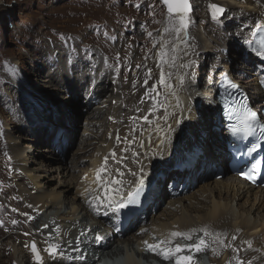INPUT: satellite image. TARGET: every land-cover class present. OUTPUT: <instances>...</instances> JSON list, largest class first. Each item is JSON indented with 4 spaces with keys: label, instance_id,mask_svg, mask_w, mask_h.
I'll return each instance as SVG.
<instances>
[{
    "label": "bare ground",
    "instance_id": "1",
    "mask_svg": "<svg viewBox=\"0 0 264 264\" xmlns=\"http://www.w3.org/2000/svg\"><path fill=\"white\" fill-rule=\"evenodd\" d=\"M203 1L207 2L208 0H200V9L204 7ZM209 1L215 4H224L228 10L229 15L227 17L229 19H225L222 24H219V28H216L212 26L213 23L211 25L212 19L208 10H201L199 13L192 12L193 19L201 18V27L198 26L197 29H194L193 23L189 29L190 44L194 52L199 55L184 57L180 62L191 59L195 60L198 66L187 70L189 73H195L194 79L190 83H186L184 88H177L180 101L185 108V120L191 118L192 109L195 108L200 116L186 126L176 125L174 119H170L169 123L173 124L175 131L171 134L164 148L160 150V154L153 155V152L157 151L158 137L153 133L152 144L149 145L147 142L148 132L145 131L141 134L139 131V127L149 128L154 127V125L148 126L143 121H137L134 125L129 120V117L140 116L135 111L137 107L142 109L140 113L143 115L152 106V102L145 99L144 103H140L145 92L140 94L137 88H128L126 94L122 87L133 86L131 81L133 78L128 77V79L130 78L128 81L127 79L124 80V73H119L117 76L112 69L104 67L105 63L101 62L102 65H100L98 58L96 59L97 56L94 57L96 59L94 68L98 67L99 72L94 75L93 79L90 76V81H80L81 83L77 82L76 76L73 79L68 75L69 73L59 71L64 65L65 57L62 58V55L57 56L53 62L47 64L45 70L47 75L41 76V82L36 84L40 88L39 91H31L29 89L31 87H28L30 95L23 96L25 104L28 102V105L34 110L36 103L45 105V102L49 100L46 95H41L42 92L47 93L51 90L55 92L67 88L70 97H68V101H63V98L60 100L63 101V105L78 107V110L80 107L86 108H84L85 111H81L85 117L82 122L83 130L81 131L79 145L77 144L78 150L75 155L73 154L74 156L72 155L73 157L68 165L58 163L53 167H49L53 164L52 159L58 156L57 148H63L64 145L62 143L57 144V140L48 143V140L44 139L45 133L40 131V127L42 128L45 125L43 123L44 118H40L39 122L35 124L36 126L29 130L30 137H26L34 145L33 150H37L36 157L33 155V150L27 149V144L15 141L16 137L25 138L24 136H12L14 132L20 130V128L24 129V127L17 128L14 124L11 128L9 126L6 128V130L10 128L11 132H6V135H4L7 138L6 148L0 147V153L5 154L0 156V175L4 174L7 177L6 170H10L19 178L14 181V186L9 185L8 187L10 191L8 201L19 205L24 213L36 214L33 220L28 221V225H38L39 227L44 224L49 225L48 228L42 229L38 234L46 236L49 230H53L56 225H59L61 236L56 237L57 239L53 236V239L49 241L51 243L72 241L74 247L76 237L81 231L89 228L94 231L89 232L88 237L94 235L95 232H99L104 236L105 239L99 244L90 242L88 237H81L82 248L88 254L86 261L81 262L82 264H94L97 257L100 256L113 257L121 254H123L126 264H136L140 257L145 260L155 258L163 264H169L170 261H164L153 252L146 250L144 241L155 244L159 239L169 238L170 233L173 231L186 232L192 228L205 226L212 232L226 233V238L229 241L231 236L236 234L238 238L232 242L234 246L246 249L247 245H242L241 242L250 241L252 248H259L260 252L253 250L241 251L240 258L245 261L252 260L254 264H264V258H261L264 255V191L246 188L243 186L242 181L231 173L225 177L222 176L221 179L214 175L212 171L213 164L224 167L223 172L226 170L223 146L225 135L223 129H220L219 116L218 114L215 115L217 112L216 104L213 103L215 99H209V95L213 94L212 91L215 89L216 82L221 79L220 74L222 72H227L232 81L248 94H251V98L254 95L258 100L264 99V93L257 87V81L264 76V72L260 71L261 68H264V61H261L255 54H250L243 46L244 38L251 31L250 28H243V25L248 24L249 21L254 22L257 18L264 19V3H258L257 0ZM227 27H231V30ZM230 31L234 33L233 37L229 33ZM237 33L240 35L237 36ZM228 44L231 45V48L227 51L225 46ZM129 52L130 47L127 45V41L124 43V40H121L120 49L117 52L114 51V55L116 56V53H119L120 63H123L124 61L127 62ZM209 52H213L215 56L206 61L205 55ZM242 57L243 61L240 65L234 63ZM153 58L154 61L150 62V68L151 65H155L154 73H152L154 77L151 78L152 82H149L148 87L159 79L155 53ZM78 64H81V62ZM111 65L114 64L111 63ZM207 65L209 69H207ZM205 69L208 70L204 82L205 86L200 88L199 80ZM165 70H168L167 65ZM172 71L173 73L179 71L180 74L184 72L183 69H172ZM89 73L90 71H87V74ZM134 74L136 77L141 76L144 78V69L139 71L138 75L137 72ZM210 75L212 77L211 81L209 80ZM114 79L115 83H113ZM125 81L128 83H124ZM172 83L177 84L175 76H173ZM55 86L59 89H52ZM108 86H110L108 94H111L107 97ZM79 87L80 91L77 92ZM158 90L163 91L159 86ZM65 92L67 94V91ZM78 94L81 95L84 101L83 106H79L78 103H71L74 98L80 97ZM180 94L183 96H180ZM204 94H206V98ZM126 98L130 99L131 103ZM171 104H175V98H171ZM256 106L261 107L262 103L258 102ZM169 111H173V108H170ZM128 112L133 113L128 115ZM175 112L178 117L180 110L175 109ZM157 114L162 116L163 111L161 110ZM109 117H114V120L109 119ZM204 117H206V123L208 122L206 126L200 122ZM121 120L123 122H120ZM29 121L30 119L27 122ZM58 125L59 127H57L63 131L61 135L63 140H68V143L72 142L71 137L74 132L65 129L62 124ZM134 126L137 127V131L130 134V129ZM216 129H220L219 132ZM117 130H119V135L122 138L128 136L131 139L135 135L138 139H144V149H140L138 145H133V148L137 151L143 153L149 152V148L152 149L148 154V158H144L146 172H148L145 188L147 195L142 206L136 211H130L126 215L118 212L116 214L109 213L108 216H105L103 215L104 209L101 207V214L97 215L86 203V199L94 194L103 198V192L93 181L95 180L96 170L100 168L104 156L108 155L110 150L115 149L118 157L121 155L120 149L125 145L123 143L116 145ZM110 133L111 138L109 137ZM43 143H46L44 148L37 149L38 145L40 146ZM90 150L91 153L87 157L81 155V153L85 154ZM131 153L132 149H129L127 153H123L128 157L124 164L127 165V168L135 171L137 165ZM8 156L11 157V160H8ZM85 160L90 161V166L84 169L83 175L76 177L73 172ZM107 166L113 170V175H116L114 169L118 165L111 158ZM180 166L184 168L177 170V167ZM120 167L125 171V179L134 180L123 165H120ZM50 172L56 173V177ZM15 175H12V177ZM101 175L103 177L106 174L102 173ZM51 178H58L53 187L48 185ZM186 178H188V181L185 185L188 184L189 187H185L177 195H172L171 192L178 190L179 184ZM195 181L203 183L200 184L197 190H192L191 184ZM74 187L75 196H69L70 190ZM86 188L90 191L82 196L81 193H84ZM91 189H96V192L93 193ZM28 205H32V207L29 208ZM157 209H162L158 216L156 215L158 214ZM5 213L8 216L15 217V213L10 208H6ZM147 217H151L149 225L145 224ZM42 218L43 222L41 224L40 219ZM18 221L20 222L19 219ZM133 228H136V231H133ZM141 229L147 231L141 232ZM236 229H240L239 233H236ZM126 233L128 235H125ZM54 234L56 233L54 232ZM196 238L193 237L192 243H195ZM6 240H9L10 245H7L5 241L6 244L0 242V255L2 256L0 264L8 262L10 264H13V262L15 264H32V256L28 253L29 249L24 247V244H29L31 240L37 242L38 248L45 257L46 264H49L47 254L42 251L46 247L45 240H47V237L39 240L29 235L23 239L18 234L15 235L13 231L7 235ZM177 244L183 245L185 243L179 242ZM109 245H112V247L107 249ZM9 247H11V251L7 253ZM187 253L185 252L186 255ZM218 253V255H214L210 250L207 251V254L205 253L209 264H226L233 257L231 248H218ZM69 254L75 255L73 253ZM196 261L199 264L203 263L200 255L196 256ZM63 264H73V262L65 260ZM233 264H235V261H233Z\"/></svg>",
    "mask_w": 264,
    "mask_h": 264
},
{
    "label": "rangeland",
    "instance_id": "2",
    "mask_svg": "<svg viewBox=\"0 0 264 264\" xmlns=\"http://www.w3.org/2000/svg\"><path fill=\"white\" fill-rule=\"evenodd\" d=\"M151 2L152 0H131V3H128L127 0H0V147L6 148L7 138L4 135H6V132H11L10 128L14 124H16L17 128L24 127V129L20 128V130L14 132L12 136H24L25 138L16 137L15 141H17V143L27 144V149H30V151H32L34 149V145L30 140H27L26 137H30L29 130L33 126H36L35 124L39 122L40 118H44L45 120L42 121L43 123H45V125L41 123L43 127H40V131L45 133L44 139L48 140V143H53L55 142V140H57V144L62 143V145H64L63 148H57V158H60V160H58L57 158H53V164H51V166L49 167H53L58 163H64V165H68L70 163L72 157L78 150L79 139L81 136V131L83 130L82 122L85 117V115H83L81 111H85L86 108L84 107V109L83 107H80L82 109L79 108L78 110V107L75 108L74 106L63 105V101H68V97H70V92L67 88L66 90H63L56 88L55 86V88L52 87V89H59V92H54L52 90L47 93L42 92L41 95H46V98L49 100L45 102V105L36 103V107L34 108V110H32V108L28 105V102L25 104L23 96L30 95V90L39 91L38 89L40 88H38L36 84H39L41 82V76H44L46 72L45 70L47 69V64L53 62L54 58H56L57 56H61L62 53L64 54L62 55V58L65 57V61L63 63V67L61 68V70H59L60 72L69 73L68 75L73 79L76 76L78 83H81L80 81H90V76L93 79L94 75L99 72L98 67L89 70L84 69L83 72H77L75 69L69 70L66 67L67 63H69V53L70 47L72 45H74L75 47V53L71 55L72 61L76 60L77 58L85 60L87 54L89 53L87 50L91 49V51H98H95L94 57L98 55L97 57H99V59L97 60H99L100 65H102L101 62L105 63V58L107 59V64L111 65V63H113L114 65H116L117 62L115 59L116 56L114 55V51L117 52L120 49L121 40H124V43L127 41V45L130 47V52L128 53L129 57L127 58V62H121L124 67L120 69L119 73H124V80L125 76H127V81L130 79H128V77L133 78V80H131L132 83L134 80L137 81L135 88L139 90L140 94H143V92H145L146 90V88L142 86L143 84H141L143 83L144 78H142L141 76L136 77L134 73L137 72L138 75L139 71H142L143 69L145 73L147 71V68H150V62L154 61L153 57L156 49H153L152 42L147 37L146 31H151L155 35L157 30L162 29L166 13L163 6L159 5V0H155V3L158 7L155 15V20L159 21V23H154L153 17L147 15V12L149 11L148 4ZM136 3H141L142 5L139 10L132 6ZM208 3H210L209 0L207 2L203 1L204 7L203 9H200V0H192L194 8L193 11L199 13L201 12V10H208ZM218 5L225 7L224 4ZM228 15L229 13L227 12L226 16ZM200 19L201 18L199 17L193 19L194 29H197L198 26L201 27ZM221 19L222 22L225 21L224 18ZM129 21H131L132 23L129 26H125L128 25ZM96 24H99L101 26L106 25L107 31L113 36H116L117 39L114 42L105 43L106 40L103 32H101L98 36L94 31L89 30L90 25ZM206 25L209 26V24ZM211 25L213 27L219 28V24L214 21L211 22ZM227 28L231 30V27ZM60 33H63L65 36L70 35L72 37H76L77 39L75 41L69 42V45L66 46L59 38L58 34ZM229 33L233 37L234 33L232 31H230ZM230 46L231 45L228 44L227 46H225V49L228 51L231 48ZM146 51L148 52L147 60L144 59ZM214 56L215 54L213 52H209L205 55V59L206 61H209V58H212ZM242 59L243 57L236 60L234 63L240 65L243 61ZM6 61L18 66V75L12 76L9 72L6 71V68L4 67ZM138 63L142 65L146 64L147 68L142 67L141 69H136V64ZM36 64L39 66H37ZM86 64L90 65L91 61L88 60ZM43 66L45 67V70ZM129 66L131 67V71H128ZM104 67H107L106 64L104 65ZM151 69L153 71L152 73H154V64L151 65ZM207 69H209L208 65ZM87 71H90V73L87 74ZM112 71L114 74H116L114 69H112ZM207 72L208 70L205 69L202 77L199 80L200 88H204L203 86H205L204 82L206 80ZM152 73L151 76L154 77ZM127 81H125L124 83H128ZM149 82H152L151 79L149 80ZM28 87H31L29 88L30 90H28ZM122 88L126 92L128 88H133V86H123ZM109 90L110 86H108L107 94ZM65 91H67V94H65ZM79 91L80 87L77 92ZM110 94L111 93H109L107 97ZM78 95L80 97L74 98L71 103H78L79 106H83L84 101L82 100L81 95ZM204 95L206 98V94ZM209 98L210 100L212 99L211 96ZM61 99L63 101H60ZM128 102L131 103L130 99H128ZM7 111H9L10 115ZM132 113L133 112H128V115ZM13 115L15 116V118L18 115L21 116L20 125L18 122L19 118L14 120ZM138 115H142V113H138ZM199 116L200 114L196 111V108L194 110L192 109L191 118H189L188 120L184 119L180 125H189L195 118L198 119ZM28 119H30L29 122H27ZM205 120L206 117H204L200 121L204 124V126L208 124V122L206 123ZM120 122H123V120H121ZM58 124H62V126H65V129L74 132L71 137L72 142L68 143V140H63V137L61 136L63 131L58 128ZM8 126L10 128L6 130ZM103 130H105V128H103ZM45 145L46 143H43L40 146L38 145L37 149L40 150L44 148ZM90 153L91 150L86 152L85 154L81 153V155L87 157ZM0 154V156L5 155L3 153ZM33 155L36 157L37 150H33ZM89 166L90 161L85 160L79 165V167H77V169L73 173L76 175V177H79L80 175H83L84 169ZM6 172L7 177H5L4 174H2L3 176L0 175V182H2L3 184H0V188L3 189L4 193V186H6V200L8 208L11 209V207L16 206L21 209L19 205L13 204L8 201V196L10 194L8 187L9 185L14 186V181L18 180L19 178H17L14 173H11L10 170H6ZM50 173L56 177V173ZM12 175L15 176L12 177ZM226 175L228 174H225L224 177ZM14 177H16V179H14ZM57 180L58 178H51V180L48 181L49 187H53L56 184ZM197 182L198 181H196L195 184L191 187L192 190H197L200 187V184L203 183ZM167 184L169 185V183ZM167 184H165V186H167ZM69 196H75V187L70 190ZM1 197L3 200H5V195L2 194ZM21 210H18L17 212L19 214H21V212L24 213V210ZM161 210L162 209H157V216L160 214L159 212ZM30 215L34 218L36 217L35 213H32ZM15 217L20 220L19 226L24 229V231L20 229L17 230L19 234L23 235V233L28 231V226H32V230H30L31 233H39L36 231V229H39L42 225L40 227L38 225L34 226L32 224L26 226L22 223L21 217L16 216V214ZM42 222L43 218L40 219L41 224ZM150 222L151 217H147L145 224L149 225ZM24 223H27L26 216H24ZM133 231H136V228H133ZM49 232H53L52 235L54 234L53 230H49ZM7 235H9V232L0 230V242H6L7 245H10L9 240H6ZM47 235L46 237H48ZM125 235H128V233H126ZM199 235L200 234L198 233L193 237H198ZM53 236L55 238L57 237L56 234H54ZM175 240V244L179 242H183L185 244L192 243V240L189 241L182 238H176ZM110 247H112V245H109V247L107 246V249ZM9 249H7V253H10L11 247H9ZM207 251L204 252H206L207 254ZM200 253L195 254V259L197 255H200ZM1 258L2 256L0 255V259ZM6 264L10 263L8 262Z\"/></svg>",
    "mask_w": 264,
    "mask_h": 264
},
{
    "label": "snow or ice",
    "instance_id": "3",
    "mask_svg": "<svg viewBox=\"0 0 264 264\" xmlns=\"http://www.w3.org/2000/svg\"><path fill=\"white\" fill-rule=\"evenodd\" d=\"M128 3H131V0H127ZM258 3H264V0H257ZM159 5L163 6L166 9L165 21L162 29L157 30L155 35L151 31H146L147 37L152 42L153 49H156L155 58L157 60V68L159 69V79L156 80L150 87H147L149 80L152 78L151 73L152 69L147 68V65L136 64V69L147 68V71L144 73L143 85L146 90L144 96L141 97L140 103H144L145 99L152 102V106L148 108L147 112L140 116L129 117V120L136 125L137 121H143L148 126L154 127H139V131L143 134L145 131L148 132L147 142L149 145L152 144V135L153 133L158 137L159 143L156 145V152H153V155L160 154V150L164 148L166 143L169 141L171 134L175 131V128L172 123H169L170 119H174L176 125H179L186 118L184 116L185 108L181 103L177 88H184L186 83H190L194 79L195 73H189L188 69H193L197 65L195 60H186L180 62L184 57L191 55L198 56L199 54L194 52L192 45L190 44L191 37L189 34V29L194 23L192 12L193 4L192 0H159ZM134 6L137 10L141 8V3H136ZM208 11L212 21L222 24V19H229L226 16L227 9L221 5L215 3H208ZM149 11L147 15L153 17L154 23H159L155 20V15L158 10V7L155 3V0H152L148 4ZM234 18V17H232ZM132 22L129 21L128 24ZM128 26V25H125ZM243 28H250L251 31L248 33V36L243 40L244 48L249 51L250 54H255L261 61H264V19L257 18L254 22L249 21L248 24L243 25ZM89 30L94 31L98 36L101 32L105 37L106 41H115L117 37L110 35L107 31V26H101L99 24L90 25ZM62 43L66 46L69 45V42L75 41L77 38L72 36H65L63 33L58 34ZM237 36L240 34L237 33ZM167 36V38H165ZM91 53V49L87 50ZM151 51V50H149ZM223 51V50H221ZM75 53V47L72 45L70 47L69 53V63H72L71 55ZM116 65L107 64V59L105 58V64L108 68L114 69L116 75H119L120 69L124 67L120 63V54L116 53ZM145 60L148 59V52L145 53ZM167 65V71L165 66ZM87 66V65H86ZM7 72L12 76L18 75V66L11 64V62L6 61L4 64ZM215 67V66H213ZM172 69H183V74H180L179 71L173 73ZM128 71H131L129 66ZM260 71L264 72V68H261ZM221 79L218 82L219 87L223 91L219 92L218 105L221 107V117L222 124L229 132V134L235 137L238 140H249L250 146L247 147V152L244 155L251 156L253 152H256L257 149L261 147V142H264V119L261 117L264 116V109L259 111L255 110L251 106V102L247 93H245L238 84L232 81L227 72H222ZM173 76L177 81V84L172 83ZM127 79V76H125ZM209 80H212L211 75ZM115 79L113 83H115ZM137 81H133V88H135ZM264 85V80L260 81ZM158 86L163 89V91L158 90ZM171 98H175V104H171ZM115 103V101H113ZM170 108H173V111H169ZM175 109H179V116L177 117ZM163 111V115L160 116L157 113ZM137 113L142 111L141 108L137 107L135 109ZM152 117L151 119L149 117ZM113 119L114 117H109ZM137 127L134 126L130 129V134L135 133ZM111 138V133L109 134ZM116 145L124 144L125 146L120 149L121 155L118 157L115 149L110 150L108 155H105L101 166L95 172V180L93 183L97 184V187L100 191L103 192V198L100 195H91L86 199V203L90 208L97 214L100 215V209L103 207V215L108 216L109 213L116 214L122 209L129 208L130 206L139 205L141 203V197L145 193L146 181L148 177V172H146V165L144 158H148L149 152L152 151L149 148V152L137 151L133 148V145H138L140 149L145 148L144 139H138L135 135L129 139L128 136L121 137L119 135V130L115 137ZM129 149H132V157L134 159L137 168L133 171L130 168H127V165L124 164V161L128 159L127 156L123 153L129 152ZM99 155V154H98ZM143 157V158H142ZM8 160H11V157H7ZM112 159L116 165H118L114 171L116 175H113V170L108 168L109 159ZM246 167L239 171V174L245 179L249 180L252 183L256 182L258 175L264 173L261 172L262 163H264V158L256 159L252 158L251 161L244 162ZM126 169L127 173L134 178V180L125 179V171L120 167ZM102 173H105L102 177ZM119 176V178H117ZM2 184V182H0ZM90 189L86 188L84 193H81L82 196H85ZM93 193L96 192V189H91ZM15 199V197H13ZM2 207V205H0ZM32 207V205H28ZM12 212H17L18 209H11ZM21 215L26 216L28 221L34 219L33 216L28 213H22ZM12 225H16L19 222L15 219L11 220ZM5 226V220L0 219V227ZM48 224L41 226V229H36L37 232H40L42 229L48 228ZM118 230V229H117ZM5 231L8 229L5 227ZM57 237L61 236L60 226L56 225L53 229ZM92 229H85L81 231L80 234L76 237L75 246L73 247L72 241H66L63 243H51L53 239L52 232L48 233L47 240H45L46 247L43 248V253L47 254L49 264H63L65 260L73 262H84L87 259V251L81 247V237H88L89 232H93ZM147 231L146 229H141V232ZM240 229H236V233H239ZM196 233H202L199 235L195 243L187 244H175L174 240L176 238H182L185 240L191 241L193 236ZM24 236H29L31 233L25 232ZM227 234L221 232H212L208 229L207 226L201 228H192L186 232L173 231L170 233L169 238L159 239L155 244L144 241L146 250L153 252L155 255L161 257L164 261H172L173 264H197L195 259V254L210 250L214 255H218L219 249H228L231 248L233 252V257L226 264H254L252 260H243L240 258L241 251L253 250L255 252H260V249H253L252 243L250 241H242V245H247V248H241L234 246L232 242L237 240V235L233 234L231 240H227ZM92 243H101L105 237L102 236L99 232H95L94 235L88 237ZM155 239V237H154ZM66 244V247H65ZM25 249H30L32 255V264H46L45 257L42 255L41 250L37 246L35 240L31 241V244H24ZM188 252L189 254H185ZM73 253L75 255H71ZM261 258H264L262 255ZM15 264V262H13Z\"/></svg>",
    "mask_w": 264,
    "mask_h": 264
},
{
    "label": "water",
    "instance_id": "4",
    "mask_svg": "<svg viewBox=\"0 0 264 264\" xmlns=\"http://www.w3.org/2000/svg\"><path fill=\"white\" fill-rule=\"evenodd\" d=\"M165 11H166V9H165Z\"/></svg>",
    "mask_w": 264,
    "mask_h": 264
}]
</instances>
